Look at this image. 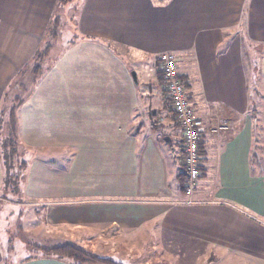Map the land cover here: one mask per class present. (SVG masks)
Instances as JSON below:
<instances>
[{
	"label": "crops",
	"instance_id": "obj_1",
	"mask_svg": "<svg viewBox=\"0 0 264 264\" xmlns=\"http://www.w3.org/2000/svg\"><path fill=\"white\" fill-rule=\"evenodd\" d=\"M59 7L60 0H0V41L6 31H19L18 39L32 37L41 51L35 56H42L53 15H63ZM70 10L73 35L48 57L57 62L68 51V125L86 138L83 162L99 174H91L90 186L64 189L63 178H43L46 169L38 165L35 192L19 188L23 200L43 201L34 228L52 230L41 236L55 247L129 234L138 244L144 235L194 264H264V109L252 100L254 92L258 104L264 99V0H83ZM168 51L182 57L181 78L212 129L200 140L201 174L191 193L181 188V128L157 79L158 57ZM52 61L44 60L40 72ZM132 66L144 75L142 88L131 78ZM31 68L26 64L24 73ZM74 72L85 79L74 83ZM17 83L23 84L14 81L11 91ZM32 88L25 84L15 109L27 121L51 101L34 100ZM219 120L225 129H217ZM24 142L18 141L23 156ZM38 145L52 164L66 146ZM5 186L0 153V197L7 198ZM17 264L71 263L45 256Z\"/></svg>",
	"mask_w": 264,
	"mask_h": 264
},
{
	"label": "rangeland",
	"instance_id": "obj_2",
	"mask_svg": "<svg viewBox=\"0 0 264 264\" xmlns=\"http://www.w3.org/2000/svg\"><path fill=\"white\" fill-rule=\"evenodd\" d=\"M82 2L83 0H72L71 2L60 4L61 7H59V10L62 8L64 9L63 15H59L60 20L59 18L55 19L56 14L53 15V20L46 29L44 36L49 39L48 47L43 54H41L42 56H35L41 51L35 52V46H38L39 44L36 45V42H34L35 40H33L32 37L28 36V41L23 39V36L18 39L19 35H24L20 34L19 31H6V34L4 35L5 38L0 41V151H2L3 156V152L6 149L4 146L6 140L16 143L18 151L13 164V171L16 172L15 178H18V182H16L18 184L17 190L15 191L12 185L6 183L5 194H7V198H4L3 195L0 197V264H17L18 262L28 259L45 257L46 255L40 249L44 250L55 247L51 243L46 242L47 240L45 241L44 236H41V234L44 235V233L52 230L34 228V225L36 224L35 215L37 214L34 212L37 208L39 210L38 212L42 210V207L38 204L43 201L37 200V196L34 198L25 196L23 200L21 198V192L19 191V188L23 187V189H25L28 186L29 190H33V193L35 192L38 165H42L46 169L44 170L47 175H43V178L47 180L54 179L56 176L63 178L64 181L62 182V186L64 189L68 188V185L71 186L72 184H78L80 189L83 188V185L90 186V182L93 180V175L91 174H99V170H90L87 164L83 162L85 158L84 148L86 145V138L83 136L79 137L77 135L78 133L75 132L74 127L71 128L68 125L69 123L67 120L69 118V105L71 104L70 101L73 97V95L72 97L70 95L71 91L69 90L68 84V51H66V54H63L62 58H60L57 62L52 61V57H48L51 50L55 51L56 49H59V47L61 50L62 46L66 45V41L68 42V37L73 35L71 27L73 26L71 24L72 20L70 21L72 12L71 10H68L72 7L76 8V6L80 5ZM0 31L3 33L5 29L1 28ZM57 36L60 38L58 42L57 40H51L55 37L57 38ZM181 58H178V62H180L182 66L183 60ZM44 60L50 62L52 61V64H54L48 67L49 70L45 69L40 72L43 66H45L46 62H44ZM151 60L153 61L156 59H147L149 63ZM85 61L87 60L85 59ZM26 64L27 67H32L30 69V73L27 72L28 74L24 73L27 69H24ZM153 69L156 71V67ZM132 71L137 73L139 88H142L145 84V78L142 72H140V67H138L137 71L133 68V66L132 69H130V75L133 80ZM39 72L42 74L39 75V78L37 79L38 85L35 83L34 85L32 79H35ZM26 74L28 76L27 79H25ZM74 77V83H77L81 79H85L84 75L77 72H74ZM29 78H31V81ZM14 81L21 82L23 84L20 85L17 83L14 90L11 91ZM25 84L28 85V90L31 85L33 86L30 96L35 92V97L33 98L34 100L40 99L51 101L48 105L45 104L42 107L43 112L40 116L35 115V112L28 113V121L27 119H23L21 116H17V121L19 120L16 129L17 140L14 141L10 122V113L13 107L16 109V106L20 101L19 93H22ZM37 86H40L39 90L41 92L35 91V89H38ZM10 92L12 93L9 96ZM14 92L17 96L13 95ZM36 93L38 94L36 95ZM76 94L78 93L76 92ZM252 100L254 104H256L254 107L257 111H259L260 108L264 109V99H262V104H258L260 103V99L257 98L256 92L252 94ZM30 107L31 106L27 108ZM35 107L36 106H32V108ZM71 115L75 117L74 113H71ZM47 123L53 125H48ZM41 126L43 129L47 130H38ZM51 127H53V130H48ZM25 137H27L28 140L25 139ZM18 141H25L23 146L27 149V151H25L24 156L20 152L21 148L19 147ZM30 142L34 144L30 145ZM47 142L66 145L63 148H60L61 154L58 157L51 153L55 158V164L48 163L41 158L42 149L46 146L42 147L38 144ZM35 144L38 145L37 148ZM52 148L53 147L47 148L46 150ZM178 149L180 153V148ZM75 156L77 157L76 162L72 164L75 160ZM23 160H26L27 162L25 170L22 169L20 165ZM6 176L7 172L5 170V180ZM73 181L76 183H72ZM37 202L39 203L37 204ZM39 214H44V212H40ZM63 233L66 235V231L63 230ZM114 236V239L108 241H102L99 236H95L92 238L93 241L91 243L89 242L88 245H82L83 249L88 252H92L93 254H91L94 256L111 259L119 264H194V260L189 261L187 256L181 255L182 251H180L179 255L176 254L175 251L172 252L171 250H164L163 245L161 244L163 242L162 240H157L158 243L154 246V243H148L144 235L142 238H139L138 244L136 243L138 242L136 238L134 239L133 235L130 234ZM159 238L162 237L159 236ZM144 240H146V243Z\"/></svg>",
	"mask_w": 264,
	"mask_h": 264
},
{
	"label": "built area",
	"instance_id": "obj_3",
	"mask_svg": "<svg viewBox=\"0 0 264 264\" xmlns=\"http://www.w3.org/2000/svg\"><path fill=\"white\" fill-rule=\"evenodd\" d=\"M158 61L163 73L166 91L171 99L172 108L182 132V147L185 152V188L187 193H191L194 191L201 174L200 140L212 129L208 127L205 119L195 111L188 87L181 78L177 56L169 51L164 52L159 55ZM225 128L226 121L219 120L217 129Z\"/></svg>",
	"mask_w": 264,
	"mask_h": 264
},
{
	"label": "trees",
	"instance_id": "obj_4",
	"mask_svg": "<svg viewBox=\"0 0 264 264\" xmlns=\"http://www.w3.org/2000/svg\"><path fill=\"white\" fill-rule=\"evenodd\" d=\"M71 1L72 0H60V4H65V3H68ZM157 74H158L157 79H158L159 83L161 84V89H162L161 91H162V94L164 95V98H167L171 101V99H170V97L166 91V88H165L164 77H163V73H162L161 68L158 69ZM19 102H18V104H19ZM10 122H11V126H12V134L14 137L13 140L16 141L17 140V137H16L17 116H16V112H15V107H13L11 109ZM154 124H155V122H154ZM4 144H5L4 146L6 149L4 148L5 151L3 152V156H2V151H0V153H1V156H2L3 161H4L5 170L7 172L5 183L12 185L14 187V190L16 191L17 186H18V184L16 182H18V178L17 177L15 178L16 172L13 171V169H14L13 164H14V159H16V157H17V152H18L17 151V144L13 143L10 140H8V141L6 140ZM183 152H184V149H183ZM184 160H185V152H184ZM20 165H21V168L25 170L27 167L26 160H23ZM185 175H186V172H185V170H183L182 177H181V184H182L181 188L184 190V192H186L185 180L183 181V178L185 177ZM19 177H20V175H19ZM40 250L47 257H56L59 259L68 260L71 264H119V263H117L111 259L94 256L91 253H89L88 251H86L85 249H83L81 247H77V246L70 244V243H67V244H64L61 246H57L54 248H49V249H44V250L40 249Z\"/></svg>",
	"mask_w": 264,
	"mask_h": 264
},
{
	"label": "water",
	"instance_id": "obj_5",
	"mask_svg": "<svg viewBox=\"0 0 264 264\" xmlns=\"http://www.w3.org/2000/svg\"><path fill=\"white\" fill-rule=\"evenodd\" d=\"M132 76H133V79H134L135 83H138L137 73L135 71H132ZM166 141H169L168 137L166 138Z\"/></svg>",
	"mask_w": 264,
	"mask_h": 264
}]
</instances>
